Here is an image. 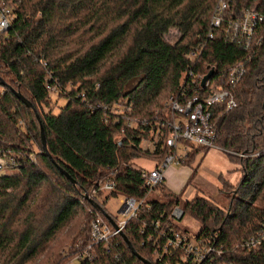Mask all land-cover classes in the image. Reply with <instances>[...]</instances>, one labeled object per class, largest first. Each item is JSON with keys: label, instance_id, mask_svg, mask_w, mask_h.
<instances>
[{"label": "trees", "instance_id": "1", "mask_svg": "<svg viewBox=\"0 0 264 264\" xmlns=\"http://www.w3.org/2000/svg\"><path fill=\"white\" fill-rule=\"evenodd\" d=\"M13 1L9 28L0 33V152L20 166L0 176V264H66L65 249L72 253L78 240L87 242L91 219L106 220L108 196L145 197L142 169L132 160L162 159L168 131L161 124L172 116L163 100L184 103L191 96L189 71L203 76L213 68V78L236 62L244 65L231 89L236 105L209 110L213 143L241 177L223 191L226 207L194 195L181 208L199 222L197 235L214 238L222 252L211 262L182 264H264V239L244 243L264 229V0H230L223 12L225 19L243 9L261 14L249 48L231 39L225 23L207 39L217 0ZM169 28L178 32L172 43L163 38ZM189 49L198 52L192 64L182 56ZM47 84L66 98L57 114L45 110ZM132 117L138 122L127 127ZM188 147L181 163L209 149ZM110 175L116 186L104 196L98 184ZM155 188L163 198L145 201L121 233L150 263L142 225L158 219L179 229L166 219L177 200L163 184ZM110 249L79 264H145L120 234Z\"/></svg>", "mask_w": 264, "mask_h": 264}, {"label": "built area", "instance_id": "2", "mask_svg": "<svg viewBox=\"0 0 264 264\" xmlns=\"http://www.w3.org/2000/svg\"><path fill=\"white\" fill-rule=\"evenodd\" d=\"M230 0H217L212 11L207 39L212 38L214 30L220 28L225 23V31L231 34V39L238 38L244 42V48H249L254 39L255 28L262 20L261 14L253 9H243L234 18L225 19L223 12L227 8ZM12 19V9L0 3V33L9 28ZM259 40L256 41V44ZM182 56L189 62L194 63L198 52L196 49L185 51ZM244 72L242 62H236L226 70L216 74L213 78L206 80L200 85L202 76H194L191 71L188 77L193 86L191 96L184 103H179L175 98H169L167 105L171 111V118L161 124L166 127L168 133L164 138L166 151L162 159L150 170H141L140 177L144 181L147 191L163 184L164 173L170 165H179L185 157L189 145L204 148H216L213 143L216 126L210 120V106L221 103L225 110L233 108L236 101L233 98L231 89L241 80ZM196 83L200 86L196 87ZM47 89L54 92L55 87L46 85ZM138 122L136 117L130 118L126 122L127 127ZM180 151V153L177 152ZM31 158L34 156L31 154ZM19 163L15 158L6 157L0 152V169L17 168ZM116 181L110 175L98 184L97 191L109 193L114 190ZM101 200V198H100ZM120 206L116 216H111L113 224L96 216L91 219L88 225V239L84 243L78 240L75 250L72 253L65 249L64 255L68 257L66 264H79L82 260H93L97 252L107 254L110 252L111 241L121 234L128 220L136 218L146 206L145 197L133 198L121 195ZM182 216L181 208L174 206L171 208L167 220L173 222ZM140 233L144 234L143 242L150 246V256L152 264H182L184 262L200 263L211 262L215 256L221 255V248L214 246V238L211 236H190L180 229H174L171 223L160 222V220H150L140 228ZM264 239V229L258 230L254 236H250L244 243L253 245ZM232 264V263H230Z\"/></svg>", "mask_w": 264, "mask_h": 264}, {"label": "rangeland", "instance_id": "3", "mask_svg": "<svg viewBox=\"0 0 264 264\" xmlns=\"http://www.w3.org/2000/svg\"><path fill=\"white\" fill-rule=\"evenodd\" d=\"M9 6L14 5V1H9ZM178 32L175 28H169L168 31L163 35L165 41L172 43ZM169 100L167 96L162 104L166 106ZM66 102V98L58 97L56 92L50 93V99L45 110L52 109L54 114L59 112L61 106ZM167 107V106H166ZM165 114L166 111H165ZM171 115L169 114V117ZM156 141L154 137L153 142ZM143 147L147 146L152 149V142H142ZM180 153L179 150H177ZM134 166L139 167L142 170H150L155 165V160L149 157H139L132 160ZM163 188L165 191L171 193L177 200L176 206L182 208V204L185 200L190 199L194 195L203 196L218 207L224 208L228 204V195L223 192L227 191L230 186L237 183L241 177V173L235 163L228 161L225 155L216 148H210L206 151H200L190 159L186 164L180 163L179 165H170L165 170ZM16 173L14 168H2L0 169V176L10 175ZM185 176L182 178V176ZM182 179V180H181ZM224 181L225 186H222ZM106 196V193H104ZM101 199H103V197ZM121 195H110L106 198L105 210L113 216L117 215V210L120 206ZM162 194L158 188L149 191L145 196V201L153 199L161 200ZM178 228L194 237L197 235L200 224L199 222L189 216L183 214L179 220L175 221Z\"/></svg>", "mask_w": 264, "mask_h": 264}, {"label": "water", "instance_id": "4", "mask_svg": "<svg viewBox=\"0 0 264 264\" xmlns=\"http://www.w3.org/2000/svg\"><path fill=\"white\" fill-rule=\"evenodd\" d=\"M214 73V69L213 68H209V70L202 76L201 80H200V85H203L204 82L208 79H210V77L213 75ZM17 96L29 107H31V103L29 101H27L20 93H17ZM41 142H42V148L46 151V143H45V138L43 135V131L41 129ZM104 216L106 217V220L110 223L113 224L112 219L106 214V212H104ZM123 238V240L126 242L127 247L130 249V251L136 255V253L134 252V250L132 249V247L130 246L129 242L126 240V238L123 236V234H120ZM137 258H139V260H141L142 262H144L145 264H152L142 258H140L138 255H136Z\"/></svg>", "mask_w": 264, "mask_h": 264}, {"label": "crops", "instance_id": "5", "mask_svg": "<svg viewBox=\"0 0 264 264\" xmlns=\"http://www.w3.org/2000/svg\"><path fill=\"white\" fill-rule=\"evenodd\" d=\"M210 149V148H209ZM166 172V171H165ZM164 176H165V174H164ZM185 176V173H184V175L182 176V178ZM182 180V179H181Z\"/></svg>", "mask_w": 264, "mask_h": 264}]
</instances>
